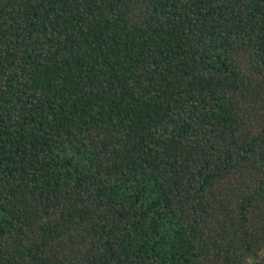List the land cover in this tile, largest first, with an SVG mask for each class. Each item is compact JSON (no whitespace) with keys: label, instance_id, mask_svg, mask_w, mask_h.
Returning a JSON list of instances; mask_svg holds the SVG:
<instances>
[{"label":"trees","instance_id":"obj_1","mask_svg":"<svg viewBox=\"0 0 264 264\" xmlns=\"http://www.w3.org/2000/svg\"><path fill=\"white\" fill-rule=\"evenodd\" d=\"M0 264H264V0H0Z\"/></svg>","mask_w":264,"mask_h":264}]
</instances>
